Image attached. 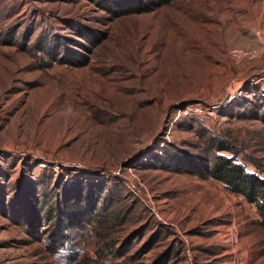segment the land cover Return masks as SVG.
<instances>
[{
	"label": "rangeland",
	"instance_id": "374dc122",
	"mask_svg": "<svg viewBox=\"0 0 264 264\" xmlns=\"http://www.w3.org/2000/svg\"><path fill=\"white\" fill-rule=\"evenodd\" d=\"M263 115L264 0H0V264H264L196 174L264 178Z\"/></svg>",
	"mask_w": 264,
	"mask_h": 264
},
{
	"label": "trees",
	"instance_id": "16d2710c",
	"mask_svg": "<svg viewBox=\"0 0 264 264\" xmlns=\"http://www.w3.org/2000/svg\"><path fill=\"white\" fill-rule=\"evenodd\" d=\"M160 5H167L172 0H158ZM138 9V10H137ZM133 10H125L122 15L132 14ZM136 12H144L146 10L142 8H136ZM264 121V115L261 116ZM219 151L231 152L229 148H218ZM232 153V152H231ZM172 164L177 166V171L184 172L182 170L180 159H175ZM180 165V166H179ZM202 167L200 168V170ZM199 170V171H200ZM197 171L196 174L200 177H209L223 184L226 190L231 193H235L248 202L252 203L257 213L261 218V227L264 228V178L254 172H248L243 164L238 162L233 157H226L221 154L215 155L204 166L203 170ZM82 219V218H81ZM84 221V220H83ZM64 232V231H62Z\"/></svg>",
	"mask_w": 264,
	"mask_h": 264
},
{
	"label": "built area",
	"instance_id": "2783aa9c",
	"mask_svg": "<svg viewBox=\"0 0 264 264\" xmlns=\"http://www.w3.org/2000/svg\"><path fill=\"white\" fill-rule=\"evenodd\" d=\"M242 93H243V90L241 89V85H239V86L237 85V87L227 91L225 93V95L223 96V99L219 103L213 104L211 107H212V109H217V107L223 102H224V104H229V102H231L234 98L240 97L242 95ZM210 109L211 108H209V110ZM212 109L210 110L211 114L208 113L206 115L211 116L212 115Z\"/></svg>",
	"mask_w": 264,
	"mask_h": 264
}]
</instances>
